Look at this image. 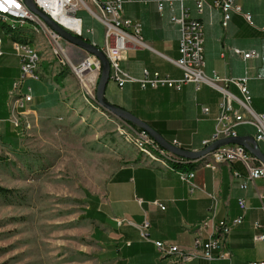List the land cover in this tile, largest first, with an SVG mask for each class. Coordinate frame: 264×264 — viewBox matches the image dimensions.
Instances as JSON below:
<instances>
[{"label": "crops", "instance_id": "0c3cea01", "mask_svg": "<svg viewBox=\"0 0 264 264\" xmlns=\"http://www.w3.org/2000/svg\"><path fill=\"white\" fill-rule=\"evenodd\" d=\"M242 1L236 0L242 12L250 13L253 25L246 22L242 14L231 13L227 25L223 26L218 9L205 8L202 13H197L191 1L185 0L184 3L190 8V15L198 19L203 27L204 74L210 77L216 73L225 78L246 75L250 105L256 113L264 114V79L255 78L256 74L264 73V24H260L259 28L254 26L255 20L262 18V12L251 10L255 7L249 5L251 1L259 5L263 0H248L247 6ZM123 12L125 17L141 23V36L149 48L123 51L124 58L121 60L123 52L120 57L122 70L136 78L141 77L144 69L180 78L182 70L171 61L179 57V29L178 25L169 21L168 12L159 15L153 1L124 2ZM235 48L244 52L253 50L256 57L243 60L234 53ZM47 66L43 62L40 69L44 71ZM18 73V62L14 56L7 54L0 58V144L13 142L11 144L16 145L11 137L15 130L9 117L15 116L17 110L7 92ZM7 77L6 88L1 87V82ZM226 88L239 95L232 84H227ZM122 90L124 110L148 124L170 144L176 140L182 149L199 151L202 150V141L208 140L214 132L221 93L206 84L196 89L194 84L188 83L180 91H175L169 88L141 90L137 84L128 83ZM39 100L33 96L26 109H48L46 106L34 107ZM202 107L208 108L207 114L202 113ZM234 130L237 136L255 140L256 132L252 125L238 124ZM255 143L264 155V141L255 140ZM124 158V163L108 178L103 195L92 201L95 221L104 228V235H101L115 245L113 256L117 258L116 264H170L169 259L173 256L160 257L153 244L141 238L136 226L144 218L149 221L150 239L170 241L182 250L190 251L195 237L199 236L202 240L208 237L209 230L199 229V222L214 207L216 221L236 217L240 214L238 198L245 199L247 210L242 223L227 235L225 250L228 257L217 260L215 264H252L264 260V242L253 241L254 234L264 233V210L257 195L261 181L247 182L246 171L240 162L218 163L215 170L204 167L201 161L178 167L194 170L191 181L194 189L190 193L188 183L176 171L168 170L139 152ZM243 183L247 184L246 189L240 188ZM138 199L142 201L140 205ZM153 201L162 203L165 208L162 210L152 205L150 202ZM118 221L121 223L118 224ZM254 222L261 227L253 229ZM109 249L112 251V246ZM183 264L208 262L194 257Z\"/></svg>", "mask_w": 264, "mask_h": 264}, {"label": "rangeland", "instance_id": "374dc122", "mask_svg": "<svg viewBox=\"0 0 264 264\" xmlns=\"http://www.w3.org/2000/svg\"><path fill=\"white\" fill-rule=\"evenodd\" d=\"M242 2L248 5V0ZM249 5L262 12V18L253 21L259 28L264 24V0ZM77 15L84 29H95L96 47L101 49L103 27L83 8ZM34 27L26 21L16 30L40 54L36 81L27 84L40 99L34 107L48 109L29 108L10 116L18 121L17 127L12 123L16 145L0 144V187L5 190L0 192V264H116L115 245L102 236L104 228L95 221L92 201L103 195L108 178L124 157L138 154L130 140L135 131L145 130L99 106L95 100L98 78L90 94L67 63L60 64L53 55L48 32H35ZM5 30L0 23L3 47L11 51L12 35ZM43 62L49 65L44 71L40 69ZM60 72L65 77L58 84L54 78ZM104 97L124 107V91L111 79Z\"/></svg>", "mask_w": 264, "mask_h": 264}, {"label": "built area", "instance_id": "2783aa9c", "mask_svg": "<svg viewBox=\"0 0 264 264\" xmlns=\"http://www.w3.org/2000/svg\"><path fill=\"white\" fill-rule=\"evenodd\" d=\"M153 1L159 15L165 11L169 14V21L178 25L179 57L171 60L175 66L182 70L180 78H171L163 75L158 71L150 72L147 69L142 71L139 78L129 75L120 67V57L123 51L129 48H149L141 36L142 25L139 21L129 19L124 16V2H149ZM193 4L197 13H202L205 8L218 9L221 12V24L226 26L231 13L242 14L243 18L250 25H253L250 13L242 12L241 6L236 0H189ZM185 0H32L36 8L48 15L54 22L62 26L65 30L76 35L78 38L96 46L93 27L83 28V20L77 15L80 8L85 9L93 20L99 22L103 27V45L101 51L106 56L109 64V79L122 90L128 83L137 84L141 90L169 88L180 91L185 84L192 83L195 88L206 84L221 93L219 103V113L215 119V129L208 140L202 141V149L210 143L228 137H236L234 127L238 124H249L255 128V140L264 141V114L256 113L251 107V94L247 88V76L239 78H225L213 73L207 77L203 72V27L201 22L190 15V8L185 5ZM9 9L10 15H34L44 24L46 32L57 46V52L61 53V58L67 62L68 67H74L75 73L78 74L80 82L84 88L91 94V88L95 87L96 79L99 78L101 64L94 55L85 52L80 47L70 43L57 32L52 30L45 22L26 5L24 0H0V10ZM15 25V23H14ZM4 41L0 36V58L7 54L14 56L18 62V76L11 82L7 94L15 95L17 115L24 114L28 111L27 106L33 100L32 88L27 84L28 80H35V70L31 68L33 60L32 51L29 47H23L19 44L10 42L11 51H6L2 45ZM234 53L243 60L256 57L255 51L244 52L240 49H233ZM83 53V54H82ZM22 57H30V64H22ZM93 66L94 68H91ZM255 78L264 79L263 74H256ZM227 84L235 86L239 95L230 92ZM94 90V89H93ZM94 92V91H93ZM242 110L244 113H242ZM207 107H202V113H208ZM14 127L18 126V121H12ZM139 129V128H138ZM135 134L141 137H147L149 143L161 151L178 156L173 152L163 149L151 136L145 131L139 129ZM172 145L178 148L180 144L173 140ZM218 154H227L230 163L240 162L246 171L247 182L254 183L261 181V188L257 192L261 208L264 210V163L249 154L246 149L237 144H227L216 149ZM180 157V156H179ZM193 161L185 158V162ZM209 169V164H207ZM235 175L237 173L235 172ZM188 183L189 192L192 193L194 185L191 182L194 176H180ZM247 184L243 183L240 188L246 189ZM139 205L141 200H137ZM152 205L164 209L165 206L158 202H150ZM237 205L240 214L232 219L216 221L215 207L212 212L198 224L199 229H208V237L202 240L201 237H195L193 249L190 251L182 250L177 244L170 241L152 240L149 238L148 227L149 221L144 218L136 226L142 239L153 244L157 254L160 257L173 256L169 259L170 264H183L194 257L205 259L208 264H215L219 259L228 257L225 250L227 245V235L231 230L242 223L247 210L246 201L243 198L237 199ZM121 222L118 221V224ZM258 222L253 223V229L260 228ZM253 241L264 242V233L254 234ZM252 264H264V260L252 262Z\"/></svg>", "mask_w": 264, "mask_h": 264}, {"label": "water", "instance_id": "95a60500", "mask_svg": "<svg viewBox=\"0 0 264 264\" xmlns=\"http://www.w3.org/2000/svg\"><path fill=\"white\" fill-rule=\"evenodd\" d=\"M24 1L27 7L33 13L38 15L45 22V24L49 26L52 30L57 32L60 36H62L64 39H66L70 43L80 47L85 52L90 53L94 55L95 57H97V59L100 61L101 68H100L99 78H98L97 86H96L95 100L99 104V106H101L106 111L110 112V114L120 119H124V121H128L132 124L138 125L139 127L143 128L151 136V138L154 141H156L163 149L173 152L174 154L182 158L194 160L205 154L210 153L211 151H213L214 149L220 146L227 145V144H237V145L243 146L247 151L253 154V156H255L262 163H264V155H262L259 152L257 145L255 143V140L252 137H242V136L228 137V138L216 140L199 151L185 150L182 148L175 147L172 144L165 141L148 124L141 121L140 119L132 115L130 112L124 110L118 105L107 102L104 99V92H105V87L109 79V64H108V61L104 53L96 46H93L92 44L78 38L76 35H73L72 33L65 30L62 26L54 22L48 15H46L41 10L36 8L35 5L32 3V0H24ZM91 68H94V67L91 66Z\"/></svg>", "mask_w": 264, "mask_h": 264}, {"label": "bare ground", "instance_id": "6f19581e", "mask_svg": "<svg viewBox=\"0 0 264 264\" xmlns=\"http://www.w3.org/2000/svg\"><path fill=\"white\" fill-rule=\"evenodd\" d=\"M26 21H29L36 25V27L33 28L35 32H38L39 30H44L46 32L45 29L41 28L45 26L44 24L41 23L40 20H38L37 16L26 15V14L10 15L9 9L0 10V23L2 24L3 27H5V29L9 28L11 30H16L18 28H22L25 25ZM47 37L51 45L52 53L57 57L58 62L60 64L67 63L64 61V59L61 58V53L57 52V46L54 45V42L49 37V34H47ZM18 44L22 45L23 47H29L30 51H32V57L34 61H31V68L36 72L37 67L41 62V57L38 50L35 49L32 44L26 41H21ZM22 64H30V57H22ZM69 68L73 72V75L80 81L78 74L75 73V68L74 67H69ZM81 84L83 86L82 82ZM10 97L13 98L12 102L14 108L16 109L15 95L9 94V98ZM133 137H134L133 140L130 141H132L137 146L138 152L142 156L150 159L151 161L160 163L161 165L168 168V170L176 171L180 176H194V170L175 169L173 164L197 162L198 159L202 157L201 158L202 165L204 167H207V164H209V168L215 170L218 163H223V162L230 163L229 156H227V154H218L216 150H213L211 151V153L205 154L197 159H194L193 161L185 162V158L174 156L166 151H161L158 148H155V146L149 143L147 137H141V135L135 133L133 134Z\"/></svg>", "mask_w": 264, "mask_h": 264}, {"label": "trees", "instance_id": "16d2710c", "mask_svg": "<svg viewBox=\"0 0 264 264\" xmlns=\"http://www.w3.org/2000/svg\"><path fill=\"white\" fill-rule=\"evenodd\" d=\"M7 33H11V37L9 38V40L13 43V44H18V43H20L21 41H25L26 39H25V36H23V35H20V34H17L18 32H17V30H11V29H9V28H6V30H5ZM14 31V32H13ZM13 32V33H12ZM10 75H11V73L9 74V76L8 77H10ZM8 77L6 78V79H4V81H2L1 83V87H4V88H6V85H7V81H8ZM64 77H65V75H64V73H58L56 76H55V82L56 83H58V84H60L61 83V81L64 79ZM1 81V80H0ZM108 81H109V79H108ZM2 91H4V89H2ZM1 94H2V96L4 95V93L3 92H1ZM8 97H9V94H8ZM105 98V97H104ZM105 100H106V98H105ZM122 107V106H121ZM124 108V107H123ZM127 124H129V125H131L132 127H136V128H138V126H136L135 124H132V123H130V122H128V121H125ZM140 128V127H139ZM190 165V162H187V163H179V164H173L174 165V168L175 169H179L178 167H180V168H182L183 166H185V165H187V166H189ZM181 170V169H180ZM5 190L3 189V188H1L0 187V192H4Z\"/></svg>", "mask_w": 264, "mask_h": 264}]
</instances>
